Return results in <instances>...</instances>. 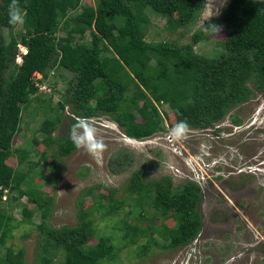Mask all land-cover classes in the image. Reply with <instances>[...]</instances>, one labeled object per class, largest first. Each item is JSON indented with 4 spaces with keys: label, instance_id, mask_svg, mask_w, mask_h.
<instances>
[{
    "label": "trees",
    "instance_id": "1",
    "mask_svg": "<svg viewBox=\"0 0 264 264\" xmlns=\"http://www.w3.org/2000/svg\"><path fill=\"white\" fill-rule=\"evenodd\" d=\"M82 1L17 0L22 20L16 25L9 24L12 0L0 3V264H28L23 249L7 246L16 222L10 203L20 206L22 198L41 216L38 228L43 235V254L36 264H109L118 260L121 246L113 244L112 235L96 233L93 216L94 211L116 214L123 201H115L112 194L94 196L89 208L79 209L77 225L52 228L47 223L53 198L44 196L29 177L34 172L50 182L51 170L43 176L35 168L40 164L50 168L58 158L77 149L69 134L53 136L65 107L77 119L109 116L125 136L143 140L165 132L168 112L174 117L172 128L183 121L187 127L182 131L214 129L231 111L258 93L264 94V0H229L223 12L212 18L227 37L217 43L220 50L211 57L193 51L206 38L203 28L183 46L145 39L149 13L166 18L169 29L187 28L198 19L205 0H94L92 6H82ZM19 44L26 47L27 54L17 66ZM60 70L71 73L72 79L54 107L50 108L52 97L34 98L50 108L45 110L50 116L40 127L43 138L34 137L32 143L45 145L46 151L54 147L55 152L50 156L46 151L40 153L39 160L31 162L25 150L17 157V168H12L7 160L13 153L12 141L20 131L23 110L45 82L52 87L53 82L47 80L61 78ZM36 74L39 79L34 78ZM93 95L98 98L94 102ZM163 106L167 111L160 110ZM231 123L242 124L235 116ZM126 187L137 195L135 204L143 217L149 207L163 219H174L175 226L160 229L125 224L120 230L122 246L147 237L139 251L145 254L152 245L175 250L197 238L203 222L202 190L196 182L174 186L168 176L147 180L144 172L134 171ZM88 193L91 189L81 195ZM104 198L107 205L101 202ZM21 222L31 221L22 218ZM155 235L162 238V244ZM61 254L63 261H56Z\"/></svg>",
    "mask_w": 264,
    "mask_h": 264
},
{
    "label": "rangeland",
    "instance_id": "2",
    "mask_svg": "<svg viewBox=\"0 0 264 264\" xmlns=\"http://www.w3.org/2000/svg\"><path fill=\"white\" fill-rule=\"evenodd\" d=\"M228 3L229 0L221 7L220 14ZM87 5H94V0H83L82 6ZM207 10L210 11V8ZM204 13L203 7L195 23L175 30L167 27L166 18L149 13L150 25L145 39L151 43L188 44L192 35L203 28V20L207 18ZM19 30L20 25L15 35ZM3 35L6 37L5 30ZM202 37L206 38L198 42L193 51L211 57L220 50L217 43L225 41L227 36L223 29L217 34L203 29ZM85 38L89 40L88 36ZM19 48L18 53L22 52ZM58 74L61 78L47 80L53 82L50 84L52 87L45 82L46 92L38 90L23 110L20 131L12 141L13 153L7 160L12 168H17V157L23 151L30 153L31 162H37L39 154L46 151L45 145H34L32 140L34 137L43 138L40 127L50 116L45 111L49 107L42 101L37 104L34 98L41 96L42 100H46L52 97L50 108H53L64 94L67 81L72 79V74L65 70L58 71ZM34 78L39 77L36 74ZM91 99L94 102L98 98L93 95ZM160 110L167 111V107L163 106ZM232 116L240 118L241 126L231 123ZM77 121L84 120L74 117L71 108L65 107L53 136L62 138L68 135ZM87 122L95 127L103 143L100 150L92 153L83 148L76 149L71 155L58 158L50 168L40 164L35 171H42L43 176L52 171L48 175V183L34 172L29 173V177L40 186V192L53 198L47 223L50 227L58 229L77 225L81 207L89 208L94 196L112 194L115 201L124 202L118 212L106 214L94 211L93 216L96 233L112 235L113 244L121 246L118 260L109 264H264V94L258 93L231 111L214 129L182 131L180 136H174L170 131L174 125L171 112H168L165 121V132L140 141L126 139L109 116ZM137 122L141 120L137 119ZM54 152L52 147L46 154L50 156ZM48 161L52 162L50 157ZM134 171L144 172L147 180L168 176L174 186L187 181L200 183L203 224L193 241L195 247L168 250L152 245L147 253L139 254L140 246L148 241L147 237H141L136 244L122 246L124 241L120 230L125 224L142 228L150 225L160 229L175 226L174 219H163L149 207L144 213L147 219L141 215L139 206L135 204L137 195L130 193L126 187ZM88 189L91 193L82 197L81 193ZM101 202L107 205L108 200L104 198ZM20 204L10 203L16 222H13L15 229L7 246L14 250L23 249L26 262L36 264L43 254V235L38 228L41 216L26 198H22ZM22 218L31 222L23 223ZM154 239L162 244L161 237L155 235ZM56 261H63V255H59Z\"/></svg>",
    "mask_w": 264,
    "mask_h": 264
},
{
    "label": "clouds",
    "instance_id": "3",
    "mask_svg": "<svg viewBox=\"0 0 264 264\" xmlns=\"http://www.w3.org/2000/svg\"><path fill=\"white\" fill-rule=\"evenodd\" d=\"M227 3V0H205L203 7L205 9L206 19L203 20V29L205 31H209L212 33H219L221 31L222 26L216 24L212 21L213 17L219 16L221 12V7ZM210 8V11L207 9ZM9 24L16 25L18 22L22 20V9L17 5V0H12V3L9 7ZM208 22L205 24V22ZM22 50L19 55L15 59V64L20 66L23 61V56L27 54V49L25 46L19 44ZM18 45V46H19ZM99 119V117H92L89 119H83L84 121H77L70 129L69 139L72 141L74 146L77 149H85L89 152L95 153L103 147L102 141L97 136V131L95 127L88 123L92 122L93 119ZM187 127L186 123L183 121L178 122L170 131L174 136H180L182 134V130ZM126 139L134 141L135 139L128 138ZM137 141V140H136ZM140 141V140H138ZM197 183V182H196ZM200 185V183H197ZM196 243L192 242L187 247H195Z\"/></svg>",
    "mask_w": 264,
    "mask_h": 264
},
{
    "label": "built area",
    "instance_id": "4",
    "mask_svg": "<svg viewBox=\"0 0 264 264\" xmlns=\"http://www.w3.org/2000/svg\"><path fill=\"white\" fill-rule=\"evenodd\" d=\"M37 76L40 78V75H39V74H37ZM39 78H38V79H39ZM36 86L39 87V86H40L39 83H37ZM40 88H41L42 90H45V91H46V87H44L43 85L40 86Z\"/></svg>",
    "mask_w": 264,
    "mask_h": 264
}]
</instances>
